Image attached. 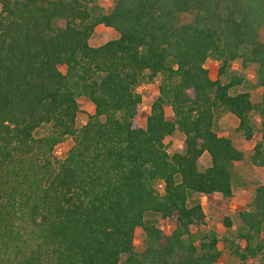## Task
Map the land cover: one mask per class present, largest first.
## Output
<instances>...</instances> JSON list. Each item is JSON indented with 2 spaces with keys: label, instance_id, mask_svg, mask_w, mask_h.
<instances>
[{
  "label": "trees",
  "instance_id": "trees-1",
  "mask_svg": "<svg viewBox=\"0 0 264 264\" xmlns=\"http://www.w3.org/2000/svg\"><path fill=\"white\" fill-rule=\"evenodd\" d=\"M100 24L119 36L93 46ZM262 27L264 0H113L110 11L99 0H0V264H220L219 235L192 227L208 224L203 196L233 197L245 155L217 131L219 110L247 141L259 115L252 161L264 167V92L253 102L236 91L245 75L232 68L255 66L264 87ZM156 77L146 112L139 87ZM81 96L93 112L78 125ZM176 130L184 147L169 152ZM253 193L237 228L229 216L224 225L233 254L264 264V183Z\"/></svg>",
  "mask_w": 264,
  "mask_h": 264
},
{
  "label": "rangeland",
  "instance_id": "rangeland-1",
  "mask_svg": "<svg viewBox=\"0 0 264 264\" xmlns=\"http://www.w3.org/2000/svg\"><path fill=\"white\" fill-rule=\"evenodd\" d=\"M99 3L104 7L105 11H110L113 7V0H99ZM191 19V15L186 14L182 17V20L187 22ZM119 36V33L111 27H107L100 24L96 27L94 34L90 39V44L93 46H99L111 39H115ZM261 38L264 39V27L261 29ZM205 66L209 69L210 76L213 79L218 77L219 62L215 59H209ZM235 71L241 75H245V82L243 86L237 88L236 91L249 90L251 93V98L253 102H259L261 96L264 92L263 86H256V76H255V66L251 65L247 68H243L241 61L237 60L233 62V67ZM64 69V67H62ZM160 77H156L152 81H148L139 87V91L144 97L143 109L146 112L150 111L151 104L153 101V96L158 90V84ZM81 113L78 117V125H82L87 121V113L93 112L92 102L84 96L78 99ZM166 113L168 117L173 116V112L170 107L166 108ZM256 122V133L251 141L245 140L238 131L237 126L239 124L238 118L230 112L219 110L216 114V129L222 134L230 137L234 144L244 151L243 160L234 163L232 168L233 175V197H221L217 195L213 196H203L202 201L207 214V225H202L200 227L193 226V231H215L220 237V248L223 252V259L220 264H257V260L250 259L248 262L243 263L241 259L230 251V239L233 235L228 231L224 225V218L229 216L234 222V230L237 228L238 219L237 213L243 209H249L253 199V186L254 183L262 184L264 183V167H258L253 164L252 155L254 152V146L257 143L260 135V117L257 114L253 115ZM185 135L176 130L171 136L166 138V147L169 152L181 151L184 147ZM72 139L68 138L64 142L58 145L57 155L62 156L65 151L72 144ZM210 164V158L207 153H205L201 160V166L205 167ZM256 185V184H255ZM160 192H163V184L160 182L158 185ZM162 227L171 229L173 227L172 223H167L164 221L160 222ZM143 232H138L135 237L136 249L141 250L143 248ZM241 245H244V240L240 241Z\"/></svg>",
  "mask_w": 264,
  "mask_h": 264
},
{
  "label": "crops",
  "instance_id": "crops-1",
  "mask_svg": "<svg viewBox=\"0 0 264 264\" xmlns=\"http://www.w3.org/2000/svg\"><path fill=\"white\" fill-rule=\"evenodd\" d=\"M239 162V161H238Z\"/></svg>",
  "mask_w": 264,
  "mask_h": 264
}]
</instances>
